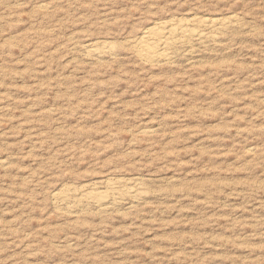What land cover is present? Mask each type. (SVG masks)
<instances>
[{
  "label": "rangeland",
  "instance_id": "rangeland-1",
  "mask_svg": "<svg viewBox=\"0 0 264 264\" xmlns=\"http://www.w3.org/2000/svg\"><path fill=\"white\" fill-rule=\"evenodd\" d=\"M0 264H264V0H0Z\"/></svg>",
  "mask_w": 264,
  "mask_h": 264
},
{
  "label": "bare ground",
  "instance_id": "bare-ground-1",
  "mask_svg": "<svg viewBox=\"0 0 264 264\" xmlns=\"http://www.w3.org/2000/svg\"><path fill=\"white\" fill-rule=\"evenodd\" d=\"M227 20L225 18H196V17H193V18H189V19H185V20L184 19L183 20H177L176 19L175 21L173 20V22L170 21V23H166L165 21L164 22H156V23H154L153 26L145 28L142 35L136 40L135 46L133 45L134 47H136V50H135L136 52L135 51L134 52L138 56V58H140L141 60H145V61L151 62V61H156L157 59L158 60L159 59H167L168 60V57H169L168 50L170 49L172 51V49H174V47L172 48V46H177V44H181V46H182L181 48H183L182 43H187L190 40L191 41L192 40L197 41L199 43L205 39L206 40L207 39L213 40V37L215 35L212 37V35H211L212 29H215V30L216 29H224L223 27H225L228 24V22H231V21L227 22ZM225 28H227V26ZM205 29H207V30L209 29V30H211V32H209V30L205 31ZM213 32L215 33V31H213ZM214 41L215 40H213V42ZM187 44H189V43H187ZM201 44H203V43H201ZM186 47H187V45H186ZM183 50H184V48H183ZM103 183H105V186H103V188L105 187L106 189H110V190H112L114 188L113 187L114 183H112L111 181H108V179H107V182H103ZM118 186L119 185H117V187ZM133 186L136 187L135 185H133ZM98 187H100V186H98ZM117 187H116V189H117ZM101 188H102V186H101ZM122 189H123V193L126 196L134 197V195L136 194L135 193L136 191H134L133 187L128 186L127 184L124 185ZM110 190H108V191L105 190V192H104L100 189H97V185H96L94 188H92L89 191L87 190L86 192H83L84 191L83 190L80 193L79 197L82 199L81 200L82 203H85V204L90 203L89 205H91V203H92V204H95L96 206H99V208H101L104 205L106 206V204L109 202L115 203L114 201H116L117 198H119V199L122 198V197L120 198L118 195H115V194H111L110 195L111 198H108V192H111ZM74 191H75V189H74ZM80 191H78V192H80ZM120 191H121V189H120ZM106 192H107V194H106ZM113 193H114V190H113ZM118 193L121 194L122 192L121 193L118 192ZM55 195L59 196L60 200L70 201V199H71L70 197L74 196V193L70 189H68L67 192H64V193L59 192V193H56ZM73 198H77V197H73ZM124 198L126 199V197H124ZM117 201H116V203L120 202V201L119 202H117ZM67 208H68V206H67ZM71 209L73 210V208H71ZM67 211H70V209ZM71 213H72V211H71Z\"/></svg>",
  "mask_w": 264,
  "mask_h": 264
}]
</instances>
